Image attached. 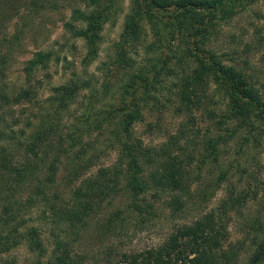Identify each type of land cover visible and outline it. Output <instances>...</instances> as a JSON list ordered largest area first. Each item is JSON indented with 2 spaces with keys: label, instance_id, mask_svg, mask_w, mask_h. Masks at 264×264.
<instances>
[{
  "label": "trees",
  "instance_id": "16d2710c",
  "mask_svg": "<svg viewBox=\"0 0 264 264\" xmlns=\"http://www.w3.org/2000/svg\"><path fill=\"white\" fill-rule=\"evenodd\" d=\"M131 1L132 9L126 18L120 43L116 46L120 60L127 59L131 49L141 46L147 37L148 27L161 43L166 36L184 35L190 47L187 58H192L196 66L190 74L180 79L179 106L180 110L194 114L201 108L209 110L213 104L212 110L215 111H209L211 124L204 137L182 136L177 140L170 139L160 147L145 146L134 135L136 127L145 118L144 104L137 99L135 85H131L120 95L125 107L116 133L120 145L119 167L101 168L95 175H85V171L91 170L92 166H84L76 159L70 161L75 153L76 140L69 136L66 146L61 144V135L58 144L63 151L58 152L56 159L49 163L46 149L53 152V148H56L53 139L58 134L53 131L55 129L47 127L32 136L28 144L30 155L22 165L14 162L13 150L5 146L0 149V195L10 201L9 182L20 187L32 186L36 197L31 206H45L52 215L50 224L56 264H82L73 255L77 241L70 239L87 229L106 204L129 196L130 208L143 213L146 209L142 203L152 195L155 199L165 198L166 208L179 218L191 208L211 202V193L199 189L208 174L214 181L207 188L214 184L218 188L226 187L225 197L216 208L202 211L191 222L182 223L159 248L140 254H124L119 261L114 263L110 259L107 264H264V222L251 227L252 241L249 246L252 252L244 263L242 257L248 242H231L230 225L248 204V197L231 184L230 173L223 166L228 145L240 131L252 136V143H264V92L236 59L232 58L228 64L208 48L222 22L261 0ZM60 2L0 0V20L17 17L24 20L56 12ZM79 3L66 29L73 38L86 42L89 54L85 65L90 67L98 56L105 23L123 12L122 0H80ZM20 48V35L7 36L0 41V74L3 78L9 61ZM53 58L50 52L40 51L28 60L23 70L27 82L32 84L41 70L48 69ZM144 75V72L141 73L136 81L146 82ZM11 87L0 78V101L3 105L0 108V128L2 123H7L1 113L5 106L11 108L30 104L35 98L32 89L17 91ZM83 89L84 84L79 79L58 88L59 106L67 108ZM212 89L216 98L210 97ZM219 102L226 108L221 114L217 113ZM111 126L117 125L113 123ZM8 133L16 136L15 131H8L6 127L0 130V140H13ZM246 137L244 140L248 142ZM42 148H46L45 151L41 152ZM63 158L70 164L67 176L70 190L64 198L57 195L53 200L50 199V192L59 184V174L65 163ZM45 166L47 171L43 173ZM217 169L220 170L219 175L214 178ZM149 206L152 207L151 204ZM6 212L0 217V255L23 242L31 251L44 253L42 233L38 227L24 229L26 223H15L18 217L11 207ZM120 218V213H116V217L108 222V227L113 228Z\"/></svg>",
  "mask_w": 264,
  "mask_h": 264
},
{
  "label": "rangeland",
  "instance_id": "374dc122",
  "mask_svg": "<svg viewBox=\"0 0 264 264\" xmlns=\"http://www.w3.org/2000/svg\"><path fill=\"white\" fill-rule=\"evenodd\" d=\"M79 2L61 0L56 12L24 20L20 17L0 20V41L7 36L21 37V48L9 61L5 78L1 74L0 78L17 91L28 88L35 92L30 104L11 108L5 106L1 111L7 123H2L0 130L8 127V131L12 129L16 136L8 133V137L13 140H0V149L5 146L13 150L14 162L22 165L30 155L28 144L32 136L48 127L55 129L53 131L58 134L53 139L56 145L53 152L45 148L49 163L56 159L58 152L63 151L58 144L61 135V144L66 146L69 136L76 140L77 146L70 161L76 159L84 166H92L91 170L85 171V175H95L101 168L119 167L120 145L116 133L119 131V118L124 117L122 109L125 107L120 95L131 85H135L137 99L144 104L145 118L136 127L134 135L145 146L160 147L170 139L177 140L182 136L204 137L211 124L209 111L213 109V104L209 110L201 108L194 114L180 110L179 106L180 79L190 74L196 66L192 58H187L190 47L186 37L166 36L161 43L148 27L147 37L141 46L131 49L128 58L121 61L116 46L120 43L126 18L132 9L131 0H122L123 12L105 23L98 56L93 65L87 67L85 61L89 50L86 42L73 38L66 29L73 10L80 6ZM217 32L209 43V50L228 64L232 58L236 59L264 92V0L222 22ZM40 51L53 54V62L47 70H41L31 84L27 82L23 70L25 63ZM143 72L146 82L136 81V77H140ZM74 79L82 81L84 89L72 104L61 108L57 101V90ZM210 97H217L214 89L210 91ZM2 106L0 101V108ZM218 107V114L226 109L220 102ZM30 123L33 125L29 126ZM113 123L117 126H111ZM245 137L248 142L244 140ZM251 137L247 132L240 131L228 145L227 155L223 159V166L230 173L231 184L248 197V204L230 225L232 243L248 242L242 257L243 263L252 252L249 246L252 241L251 227L264 222V143H252ZM45 149L42 148L41 152ZM63 160L65 163L59 174V184L50 192V199L53 200L57 195L64 198L70 190L67 182L70 164L66 158ZM45 171L46 166L42 172ZM219 171H215L214 178L218 177ZM203 179L204 184L199 189L211 193V202L191 208L179 218L166 208L165 198L155 199L152 195L142 203L146 209L143 213L130 208L129 196L106 204L87 229L70 239L77 241L73 255L82 264H107L110 259L114 263L119 261L124 254H140L159 248L182 223L191 222L202 211L216 208L224 199L225 186L218 188L213 182V187L207 188L214 181L213 177L207 174ZM8 185L11 186V192L8 193L12 196L11 202L0 195V217L11 207L18 217L15 223H26L24 229L38 227L45 252L39 254L31 251L23 242L0 255V264H56L53 259L51 212L45 206H31L36 197L32 186L20 187L12 182ZM116 213H120L121 218L113 228H109L108 222L116 217Z\"/></svg>",
  "mask_w": 264,
  "mask_h": 264
}]
</instances>
